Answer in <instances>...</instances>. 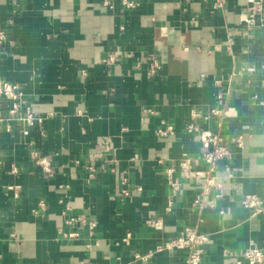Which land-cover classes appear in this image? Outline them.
I'll return each mask as SVG.
<instances>
[{
	"label": "crops",
	"instance_id": "0c3cea01",
	"mask_svg": "<svg viewBox=\"0 0 264 264\" xmlns=\"http://www.w3.org/2000/svg\"><path fill=\"white\" fill-rule=\"evenodd\" d=\"M251 5L0 0V80L20 93L0 96V264H187L165 246L186 227L209 235L198 264L264 251V204L241 205L264 202V17ZM204 131L230 149L210 175ZM77 215L94 227L66 222Z\"/></svg>",
	"mask_w": 264,
	"mask_h": 264
},
{
	"label": "built area",
	"instance_id": "2783aa9c",
	"mask_svg": "<svg viewBox=\"0 0 264 264\" xmlns=\"http://www.w3.org/2000/svg\"><path fill=\"white\" fill-rule=\"evenodd\" d=\"M107 3V0H105ZM126 3V1H123ZM131 5V3H127ZM252 10L260 12L264 17V6L262 0H252L251 5ZM5 39V33L0 31V44ZM112 58L108 57V61ZM148 61V75L152 76L155 74L156 70L159 68L158 61L152 57H147ZM20 93L16 91V85L9 83L7 81L0 80V96L11 98L16 100L19 98ZM16 112V105L11 111V113ZM25 124L29 127H32L38 122V119L33 115L31 111H26L24 117L22 118ZM189 132H196L197 127L190 123L187 127ZM172 132V127L170 125H165L157 129L158 135H167ZM200 142L204 151L202 154L197 157V160L205 162L208 166L206 174L210 175L217 167V164L220 160H223L230 155V149L226 143H224L218 135H214L209 131L200 132ZM241 137L236 138V145L241 146ZM32 158H35L37 163H41V159L38 157L35 151L31 153ZM182 167H188V160L185 159L181 163ZM197 173V172H196ZM209 182H213L212 176L208 178ZM264 202L255 194H247L241 200V205L246 208L256 207L263 205ZM69 224L78 223L81 225H86L89 229L94 227V222L89 221L84 215H77L75 217H70L66 220ZM155 224V223H154ZM77 232H71L69 236H76ZM209 238L208 233H199L195 228L186 227L183 231L174 239L170 240L165 244L166 247H178L185 248L188 250V256L186 259L187 264H198L200 261L202 247L204 243ZM231 264H264V251L254 244H250L247 248L240 253L239 257L235 259Z\"/></svg>",
	"mask_w": 264,
	"mask_h": 264
}]
</instances>
